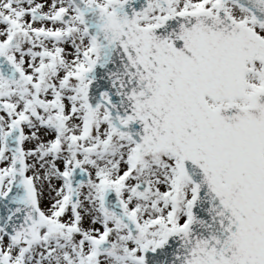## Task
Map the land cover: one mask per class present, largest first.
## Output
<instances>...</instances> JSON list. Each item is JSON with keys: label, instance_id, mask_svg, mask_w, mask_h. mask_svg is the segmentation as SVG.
<instances>
[{"label": "snow or ice", "instance_id": "snow-or-ice-1", "mask_svg": "<svg viewBox=\"0 0 264 264\" xmlns=\"http://www.w3.org/2000/svg\"><path fill=\"white\" fill-rule=\"evenodd\" d=\"M0 264H264V0H0Z\"/></svg>", "mask_w": 264, "mask_h": 264}]
</instances>
